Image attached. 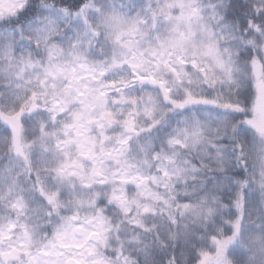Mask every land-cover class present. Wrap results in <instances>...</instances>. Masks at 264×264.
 I'll return each mask as SVG.
<instances>
[{
  "label": "snow or ice",
  "instance_id": "1",
  "mask_svg": "<svg viewBox=\"0 0 264 264\" xmlns=\"http://www.w3.org/2000/svg\"><path fill=\"white\" fill-rule=\"evenodd\" d=\"M39 9L40 25L34 26L27 23L30 17L37 16L33 0H0V29L9 24L13 29L6 34L0 32V40H7L0 54L17 59L13 49L18 35L21 40L31 42L34 39L37 47L43 44L48 59V65L41 66L42 72L36 73L39 91L32 88L26 90L27 95L15 92L9 105L0 106V122L3 124L0 141L6 142L17 160L22 161L18 166L10 162L3 173V186H0V264H107L98 256L97 248L89 243L93 239L101 240L106 218L102 215L89 218L87 223L91 227L88 228L79 222L78 214L63 215L61 210L66 203L60 191L48 187L41 171L34 168L28 150L38 145L43 152L51 151L54 156L58 153L63 157L57 159L54 167L45 169L62 186L79 180L90 187V182H95L97 177L100 182H106L102 172L104 160L115 159L119 163V156L132 139L131 135L118 137L121 149H110L105 146L112 139L107 130L117 124L130 134L139 135L144 130L137 129L135 117L138 113L129 111L125 119H118L120 113L112 111L110 96L111 104L137 105L143 99L144 114L153 124L159 123L158 116L163 115L156 97L151 94L140 99L127 96L124 94L129 84L127 79L107 78L108 73L125 66L131 71L133 82L158 87L163 99L174 108L212 104L232 113H246L245 107L239 103H220L207 96H197L191 87L183 88V99L174 98L172 93L175 86L184 85L186 78L189 85L193 83L191 73L187 71L189 64L205 80L210 79V65L223 72L229 81L233 79L236 71L231 59L233 54L238 53L243 59L241 49H246L252 59V49L260 43L253 32L259 33L264 27L261 23L264 22V0H257L254 6L243 0H231L230 3L229 0H219V3L207 5L209 18L222 24L223 39L235 41V48H221L220 39L209 28L201 0H147L135 15L123 11V6H102L97 0H39ZM225 10L226 14H222ZM248 12H253V29L245 36L243 29L249 27ZM236 19L241 21L239 33ZM17 26L18 33L15 31ZM65 27L75 29L67 48L56 42ZM153 30H156L155 43L151 39ZM101 36L112 43L111 53L104 60L89 61L86 49ZM65 55L70 60L56 62ZM18 62L24 66L23 70L35 69L39 63L32 60L31 54L19 57ZM251 71L258 95L251 109L252 118L245 123L264 135V61L252 59ZM164 72L171 73L173 81L166 79ZM15 78L20 79L21 74L16 73ZM60 81L64 83L61 85ZM109 89L119 92V97L112 96ZM74 104L79 107L72 108ZM64 115L67 118L60 119ZM33 127L36 132L30 141L29 131ZM230 127L235 132L234 125L222 121L214 129L219 134L216 139L222 140ZM93 128L99 131V138L92 134ZM184 131L193 147L207 143L216 150L218 157L222 155L224 145L214 143L212 137L206 136L199 121ZM169 143L187 147L179 139L169 140ZM73 149L77 158H73ZM156 158L159 159V154ZM165 159L171 160L167 156ZM82 160L91 162L90 174ZM24 177L31 181L30 188ZM138 180L143 182L139 176L121 178L125 184ZM240 183L243 185L244 182ZM260 184L264 188V179ZM111 199L125 212L129 210L124 207L126 198L115 190ZM242 201L241 197L235 202L239 215L225 221L229 227H218L199 237L204 246L194 247L192 253L199 256L200 264H210V261L228 264L233 242L241 233L242 221L246 218ZM72 203L83 205L86 201L77 199ZM87 203L91 205L95 201ZM212 214L213 209L209 208L207 215L211 217ZM101 242L106 246V240ZM209 244L212 250L208 248Z\"/></svg>",
  "mask_w": 264,
  "mask_h": 264
},
{
  "label": "clouds",
  "instance_id": "2",
  "mask_svg": "<svg viewBox=\"0 0 264 264\" xmlns=\"http://www.w3.org/2000/svg\"><path fill=\"white\" fill-rule=\"evenodd\" d=\"M97 2L102 6H123V11L135 15L147 0ZM243 2L254 6L257 0ZM201 3L205 6V18L209 28L220 39L221 48L237 47L235 41L223 39L222 24L209 18L207 5L219 3V0H201ZM33 7L37 10V16L30 17L27 23L39 26V0H33ZM226 12L227 10L222 14ZM247 15L249 27L243 29L245 36L253 29V12H248ZM240 24L241 21L236 19L238 33ZM12 31L10 24L0 29V32L5 34ZM15 31L19 32V26ZM74 32V28L65 27L56 42L67 48ZM155 34L156 30H153V43ZM253 35L259 37L260 43L252 49L251 58L264 61V27L259 33L253 32ZM197 38H200L199 33ZM6 44L7 40H0V49ZM112 47V43L105 41L102 36L97 38L91 47L86 49L89 61L106 59ZM241 50L244 51L243 59L238 53L231 57L236 69L231 81L214 65L209 67L210 79L205 80L204 76L189 64L187 71L191 73L193 83L189 85L186 78L183 86H175L172 95L176 99H183V88L191 87L197 96H207L220 103H239L245 107L246 113H232L212 104H188L182 109H177L163 99L158 87L133 82L134 77L126 66L108 73L109 79L118 80L124 77L128 80V87L124 89L125 95L138 99L145 98L146 94L156 97L163 115L158 116L159 123L153 124L144 114L143 99H140L137 105L111 104L110 96L112 111L120 113L118 119H125L129 111L138 113L135 117L137 129L144 130L140 131L139 135L130 134L119 124L107 130V135L112 139L105 146L110 149H121L117 142L118 137L131 135L132 139L124 147L123 155L119 156V163L115 159L104 160L102 172L106 182H100V177H97L95 182H90V187L84 186L79 180L62 186L53 178V174L45 169L54 167L57 159L63 157L58 153L54 156L51 151L43 152L38 145L28 150L34 168L41 171L48 181V187L60 191L61 198L66 203V207L61 210L63 215L78 214L79 222L88 228L91 227L87 223L89 218L97 215L106 218L101 240L93 239L89 243L97 248L98 256L104 258L107 264H200L199 256L192 253L194 247L204 246L199 237L212 233L218 227H229L225 221L235 219L239 215L235 202L241 197L246 218L242 221L241 233L233 242L228 264H264V188L260 184L264 179V135L245 123L252 118L251 109L257 102L258 93L251 71L252 59H249L246 49ZM13 51L17 59L0 54V106L9 105L15 92L27 95L26 90L36 88L39 91L36 73L42 72L41 66L48 65L44 45L37 47L34 39L31 42L27 39L21 40L17 35ZM26 54H31L32 60L39 62L35 69L23 70L24 66L18 62V58ZM68 60L70 57L65 55L59 57L56 62L64 63ZM16 73L21 74L20 79L15 78ZM163 75L173 81L171 73L164 72ZM28 80H31V83H26ZM59 83L62 85L64 81ZM108 91L112 96L120 95L115 89ZM77 107L79 105H72V108ZM66 118L67 115L60 117ZM197 121L203 126L206 136L212 137L214 143L224 145L221 156L218 157L216 150L207 143L193 147L184 129H190ZM222 121H229L236 130L233 132L230 127L223 139L217 140L219 134L214 129L219 127ZM35 132V127L29 131L30 141ZM92 134L99 138L97 129L93 128ZM2 136L3 124L0 122V137ZM174 139L183 141L187 147L170 144L169 140ZM157 154L159 159L156 158ZM165 156L171 160L165 159ZM73 158H77L74 149ZM10 162L17 166L22 164L11 152L8 144L0 141V186H3V173ZM81 162L90 174L91 162ZM165 172L168 175H165ZM124 176H139L143 178V182L138 180L125 184L121 182ZM240 181L244 182L243 185ZM24 182L31 187V181L27 177H24ZM114 190L126 198L124 207L129 209L127 212L111 199ZM77 199L86 203L74 205L72 202ZM90 200L95 203L90 205L87 203ZM146 208L149 211L146 212ZM209 208L213 209L211 217L207 215ZM104 240L107 242L106 246L101 242ZM208 248L212 250L211 244ZM210 264H214V261H210Z\"/></svg>",
  "mask_w": 264,
  "mask_h": 264
}]
</instances>
